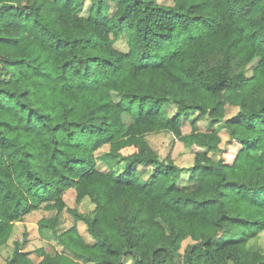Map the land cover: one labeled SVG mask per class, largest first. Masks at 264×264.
I'll use <instances>...</instances> for the list:
<instances>
[{
	"label": "trees",
	"instance_id": "trees-1",
	"mask_svg": "<svg viewBox=\"0 0 264 264\" xmlns=\"http://www.w3.org/2000/svg\"><path fill=\"white\" fill-rule=\"evenodd\" d=\"M82 2L0 0V247L39 208L58 246L35 263L23 232L3 264H264V0ZM162 131L191 165L151 146Z\"/></svg>",
	"mask_w": 264,
	"mask_h": 264
},
{
	"label": "rangeland",
	"instance_id": "rangeland-1",
	"mask_svg": "<svg viewBox=\"0 0 264 264\" xmlns=\"http://www.w3.org/2000/svg\"><path fill=\"white\" fill-rule=\"evenodd\" d=\"M164 1H170V0H164ZM90 6V0H83L82 2V14H86L88 12V8ZM256 10H251L250 15H254ZM120 47H123V43H120ZM174 108L173 106L167 107V111L169 112V115H172ZM235 111L234 108H231L229 110L228 115L232 114ZM199 129L201 130H209L210 128L215 126V123L208 118L201 119L197 122ZM183 130L189 131L191 128V125L189 124L188 120H184L183 122ZM147 139L151 146L161 155V157L170 155L173 160L179 165V166H189L193 162V151L189 147H186L180 140L174 138L173 134L167 131L158 132L155 134H149L147 135ZM224 144L222 143L221 146ZM107 145H104L100 149V153H105L107 150ZM236 147L228 146V151L221 153L223 157L226 158V160H230L235 152ZM130 149L127 148L125 152H129ZM106 154V153H105ZM104 154V155H105ZM210 154L217 158L218 152L216 150L210 151ZM112 166H115L113 159H111ZM143 168V167H142ZM140 169V171L136 172L138 174V177L140 181L144 182L148 180V173L149 168L144 167L143 169ZM144 172V173H143ZM147 174V175H146ZM180 182L186 183L188 186H190V181L188 180V174L186 172L181 173L180 175ZM75 191L73 188H68L65 193H63V198L65 199L68 206H77L80 210L83 211H89L91 208V203L87 200L82 201L80 204H76L75 202ZM62 216V221L60 225L58 226V229H65L71 224L74 223L73 219L68 216L66 213ZM52 215L51 211L45 210V209H36L32 210L31 212L24 215L22 220L16 221L14 226V232L9 239L8 244L5 246L0 247V264H3L7 258L12 253V245L13 240L18 239L20 240L23 237V232L27 233V243L24 245V250H28L30 257L34 260L36 263L39 258L35 253L36 247L43 246L45 247V250L51 251L52 246L58 247L56 242L50 238L49 232L46 231V234L39 233L37 228V221L42 216H50ZM78 229L82 234H85V228L82 223H78ZM188 242V239L184 240L182 243L183 250L185 244ZM248 245L254 246V248L259 249L260 251L264 252V230L260 231L258 235L252 239L249 240ZM91 264V263H87Z\"/></svg>",
	"mask_w": 264,
	"mask_h": 264
},
{
	"label": "crops",
	"instance_id": "crops-1",
	"mask_svg": "<svg viewBox=\"0 0 264 264\" xmlns=\"http://www.w3.org/2000/svg\"><path fill=\"white\" fill-rule=\"evenodd\" d=\"M142 167L144 168L145 166H141V165L138 166V171H140V169H141ZM143 168H142V169H143ZM147 168H149V167H147ZM143 173H144V172H143ZM146 175H147V174H146Z\"/></svg>",
	"mask_w": 264,
	"mask_h": 264
}]
</instances>
